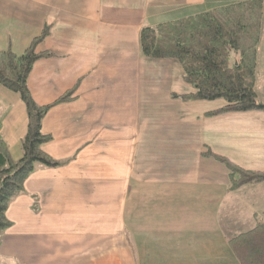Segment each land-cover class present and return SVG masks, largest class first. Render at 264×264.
<instances>
[{"label":"crops","instance_id":"crops-1","mask_svg":"<svg viewBox=\"0 0 264 264\" xmlns=\"http://www.w3.org/2000/svg\"><path fill=\"white\" fill-rule=\"evenodd\" d=\"M235 1L0 0L1 50L21 53L46 32L35 51L49 55L27 78L34 103L72 90L41 119V149L60 164L36 163L9 202L0 264H223L229 239L264 222V182L230 189L215 158L263 171L264 110L210 114L225 102L171 96L193 90L181 65L139 46L144 25ZM27 124L0 85L14 160Z\"/></svg>","mask_w":264,"mask_h":264},{"label":"trees","instance_id":"trees-1","mask_svg":"<svg viewBox=\"0 0 264 264\" xmlns=\"http://www.w3.org/2000/svg\"><path fill=\"white\" fill-rule=\"evenodd\" d=\"M263 30V0H242L154 26L144 25L139 32V46L145 58H171L181 65L182 78L193 90L171 96L183 100L222 99L225 104L210 114L264 110V102L257 99L255 92V68ZM45 34L43 31L34 37L21 53L0 49V85L19 95L28 120L18 159L11 158L0 140V242L2 231L10 224L5 216L7 206L22 191L35 164H60L42 151L41 145L50 137L41 132L40 124L51 106L71 99L72 90L41 106L34 103L27 87L34 61L49 55L35 51ZM215 158L227 169L230 189L264 182V170L242 168L220 155ZM229 245L240 264H264V222L233 236Z\"/></svg>","mask_w":264,"mask_h":264},{"label":"rangeland","instance_id":"rangeland-1","mask_svg":"<svg viewBox=\"0 0 264 264\" xmlns=\"http://www.w3.org/2000/svg\"><path fill=\"white\" fill-rule=\"evenodd\" d=\"M235 2H238V1H235ZM235 2H232V3H235ZM255 76H256L255 92L257 95V99L261 102H264V30H263L261 42L259 45L257 64L255 68ZM226 246L228 248V253L231 256H227V257L222 256V259H224L223 264H240L238 259L233 254L231 247L229 245H226ZM2 261L7 262V259H4ZM14 264H17V259H14Z\"/></svg>","mask_w":264,"mask_h":264}]
</instances>
